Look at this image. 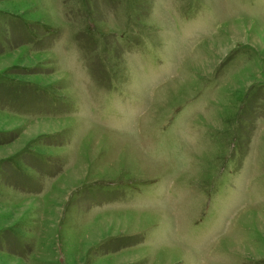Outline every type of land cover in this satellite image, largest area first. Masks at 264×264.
<instances>
[{
	"label": "rangeland",
	"instance_id": "1",
	"mask_svg": "<svg viewBox=\"0 0 264 264\" xmlns=\"http://www.w3.org/2000/svg\"><path fill=\"white\" fill-rule=\"evenodd\" d=\"M0 264H264V0H0Z\"/></svg>",
	"mask_w": 264,
	"mask_h": 264
}]
</instances>
